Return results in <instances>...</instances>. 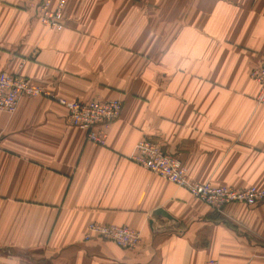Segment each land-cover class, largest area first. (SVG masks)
<instances>
[{
    "label": "crops",
    "instance_id": "obj_1",
    "mask_svg": "<svg viewBox=\"0 0 264 264\" xmlns=\"http://www.w3.org/2000/svg\"><path fill=\"white\" fill-rule=\"evenodd\" d=\"M37 0H0V69L67 102H122L105 146L50 97L0 113V264H264V202L215 214L130 161L140 140L190 180L264 189V0H67L46 29ZM124 226L140 245L84 240Z\"/></svg>",
    "mask_w": 264,
    "mask_h": 264
},
{
    "label": "built area",
    "instance_id": "obj_2",
    "mask_svg": "<svg viewBox=\"0 0 264 264\" xmlns=\"http://www.w3.org/2000/svg\"><path fill=\"white\" fill-rule=\"evenodd\" d=\"M67 0H37L31 7L36 9L37 19L48 30L60 32L64 28L63 11ZM250 79L258 86L255 97L257 105H264V60L250 73ZM50 97L67 109V123L85 133L86 141L105 146L107 132L122 111L118 99L89 102H67L50 95L47 91L30 84L18 74H8L0 69V113L13 115L18 103L24 97ZM135 165L186 190L193 198L203 202L217 214H223L224 207L233 203L255 206L264 202V189L248 187L234 189L214 186L188 179L187 171L177 157L164 153L161 147L148 140H140L135 153L130 157ZM99 239L111 242L124 249H134L140 245V233L124 226L91 223L86 228L84 240ZM203 264H220L217 260H206Z\"/></svg>",
    "mask_w": 264,
    "mask_h": 264
}]
</instances>
